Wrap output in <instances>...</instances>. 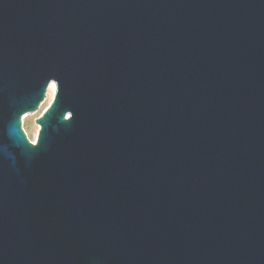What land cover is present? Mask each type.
Listing matches in <instances>:
<instances>
[{"label":"water","instance_id":"1","mask_svg":"<svg viewBox=\"0 0 264 264\" xmlns=\"http://www.w3.org/2000/svg\"><path fill=\"white\" fill-rule=\"evenodd\" d=\"M0 264H264V0H0Z\"/></svg>","mask_w":264,"mask_h":264},{"label":"rangeland","instance_id":"2","mask_svg":"<svg viewBox=\"0 0 264 264\" xmlns=\"http://www.w3.org/2000/svg\"><path fill=\"white\" fill-rule=\"evenodd\" d=\"M53 99L54 97L52 96V94L49 95L47 93V97L44 103L41 105L40 109L37 112L28 114L23 118V130L32 143H36L40 130V126L36 124V120L43 115L44 111L52 103Z\"/></svg>","mask_w":264,"mask_h":264},{"label":"bare ground","instance_id":"3","mask_svg":"<svg viewBox=\"0 0 264 264\" xmlns=\"http://www.w3.org/2000/svg\"><path fill=\"white\" fill-rule=\"evenodd\" d=\"M48 94L51 95L55 98V94H56V86L55 83H52L48 89ZM54 100V99H53Z\"/></svg>","mask_w":264,"mask_h":264}]
</instances>
